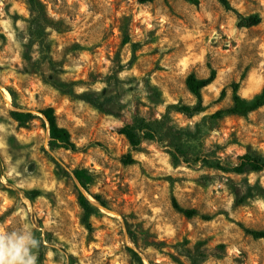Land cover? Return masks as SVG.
<instances>
[{
  "label": "rangeland",
  "instance_id": "1",
  "mask_svg": "<svg viewBox=\"0 0 264 264\" xmlns=\"http://www.w3.org/2000/svg\"><path fill=\"white\" fill-rule=\"evenodd\" d=\"M230 1L262 23L239 29L216 0H40L35 23L28 0H0V226L31 228L37 264H264V240L244 230L264 231V169L232 170L264 158V107L211 117L232 105L231 84L247 101L264 87V0ZM210 67L206 110H168L196 104L186 80ZM47 107L76 151L50 148ZM139 119L162 129L133 150L120 130ZM76 169L93 176L86 188ZM80 192L97 208L90 232Z\"/></svg>",
  "mask_w": 264,
  "mask_h": 264
},
{
  "label": "trees",
  "instance_id": "2",
  "mask_svg": "<svg viewBox=\"0 0 264 264\" xmlns=\"http://www.w3.org/2000/svg\"><path fill=\"white\" fill-rule=\"evenodd\" d=\"M140 3L151 2L154 0H137ZM194 6L200 5V0H184ZM32 12L34 13L33 22L40 23L42 18L44 8L40 0H28ZM225 10L232 12L237 18V28L239 29H250L256 27L262 23V17L259 14H249L245 15L238 10H236L230 0H216ZM130 39L126 37L123 39L122 44H129ZM138 46L137 43L132 44L134 49ZM217 78V71L210 67V74L207 78L195 80L193 74H190L186 80V85L189 91L194 95L196 99L195 105H186V104H171L168 106V110L174 109L178 113H183L189 117H193L197 114H200L206 110L204 104L203 90L214 83ZM194 82H197V85H194ZM232 91V105L226 108H220L216 110L211 117L213 119H222L227 116H242L247 117L252 112L264 107V87L261 92L255 96L250 101L245 100L240 94V84L233 83L230 85ZM13 92L10 90V93ZM226 97V89H222L220 92L219 100H222ZM40 114L48 122L50 127L51 141L49 146L52 150L56 149H65L70 151H76L75 143L71 139L69 131L65 128L58 127L56 123L55 109L53 107H47L40 111ZM11 116L17 122L23 124L31 120L34 115L31 113H25L20 111H12ZM159 121L152 123L145 121L144 119H139L133 124H128L121 128L120 134L126 139L131 149L136 150L144 140H154L159 134V131L162 129V126L158 123ZM121 163L123 165H133L137 161L131 153L125 154L121 158ZM222 169V167H217ZM246 168H249L251 171L259 172L264 169V158H250L246 156L244 163L235 167L233 172L243 173ZM73 177L78 180V182L86 188L89 184L93 182V176L90 175L85 169H76L72 172ZM31 194L33 196H38L40 194L39 190H32ZM78 202L82 209V222L86 229L91 231L90 219L93 215L96 214L97 208L91 203V201L82 193H79ZM172 205L175 210L181 213L188 219L199 216L197 211L194 209L183 208L181 207L175 199L172 201ZM201 218L209 219L210 217L201 216ZM247 234L252 236L256 240H264V231L260 230H248L244 229Z\"/></svg>",
  "mask_w": 264,
  "mask_h": 264
},
{
  "label": "clouds",
  "instance_id": "3",
  "mask_svg": "<svg viewBox=\"0 0 264 264\" xmlns=\"http://www.w3.org/2000/svg\"><path fill=\"white\" fill-rule=\"evenodd\" d=\"M39 247L31 228L8 231L0 226V264H37Z\"/></svg>",
  "mask_w": 264,
  "mask_h": 264
}]
</instances>
